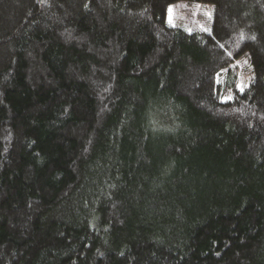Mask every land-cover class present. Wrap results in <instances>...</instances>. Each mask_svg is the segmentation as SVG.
Instances as JSON below:
<instances>
[{"label":"trees","instance_id":"16d2710c","mask_svg":"<svg viewBox=\"0 0 264 264\" xmlns=\"http://www.w3.org/2000/svg\"><path fill=\"white\" fill-rule=\"evenodd\" d=\"M0 264H264V0H0Z\"/></svg>","mask_w":264,"mask_h":264},{"label":"rangeland","instance_id":"374dc122","mask_svg":"<svg viewBox=\"0 0 264 264\" xmlns=\"http://www.w3.org/2000/svg\"><path fill=\"white\" fill-rule=\"evenodd\" d=\"M171 9V13L169 12V20L171 16L170 22L172 24H180L186 27L189 26L191 30H194V28L198 29L201 26H207V21L211 16L209 10L210 7L201 3L197 4L188 1L177 2L174 6L171 7ZM207 15L209 17H207ZM247 64L248 62L246 61V59H242L234 63V66H236L234 68L235 72L240 75L238 76V80L240 81V84H242V86H246L251 80L250 73L247 72L243 67Z\"/></svg>","mask_w":264,"mask_h":264},{"label":"snow or ice","instance_id":"6c2138e0","mask_svg":"<svg viewBox=\"0 0 264 264\" xmlns=\"http://www.w3.org/2000/svg\"><path fill=\"white\" fill-rule=\"evenodd\" d=\"M171 11H172V9H171V7L169 8V12L171 13ZM170 20H171V16H170ZM254 38V37H253Z\"/></svg>","mask_w":264,"mask_h":264}]
</instances>
